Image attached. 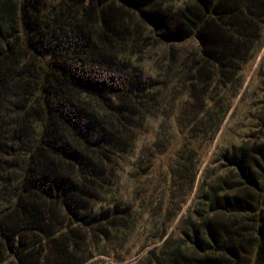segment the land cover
<instances>
[{"label":"trees","instance_id":"obj_1","mask_svg":"<svg viewBox=\"0 0 264 264\" xmlns=\"http://www.w3.org/2000/svg\"><path fill=\"white\" fill-rule=\"evenodd\" d=\"M263 48L264 0H0V264H264Z\"/></svg>","mask_w":264,"mask_h":264},{"label":"rangeland","instance_id":"obj_2","mask_svg":"<svg viewBox=\"0 0 264 264\" xmlns=\"http://www.w3.org/2000/svg\"><path fill=\"white\" fill-rule=\"evenodd\" d=\"M263 50H264V48H263ZM263 50H262V51H263ZM258 59H259V56H258V58L256 59L254 65H253V67H252V70H250V72H249V75H248V77H247V81L249 80V77L253 74V71H254V68H255V66H256V63H257ZM152 62H153L152 60H148L147 63H146V65H147V66H150V65L152 64ZM154 126H155V124L151 125V126H150V131H149V132H145V133H143V134L140 136V138H139V140H138V142H137V144H136V150L140 149L142 145H144L146 142H149V141L151 140V138L153 137V129H154ZM219 133H220V132H219ZM218 137H219V134H218ZM218 137H217V138H218ZM211 151H212V148L209 150V154L211 153ZM159 159H160V158H159ZM139 243H140L139 240H137V241L135 242V238H134V237L130 239L129 244H132V249H131L132 253H133L134 251H136V249L138 248ZM133 255H134V254H133ZM138 256H139V254H137V255L135 254L133 257H131V258H129V259H126V260H124V261H122V262H120V263H118V264H132V263L136 260V258H137ZM105 259H106V258H105ZM105 264H113V263H111L109 260L106 259V263H105Z\"/></svg>","mask_w":264,"mask_h":264}]
</instances>
